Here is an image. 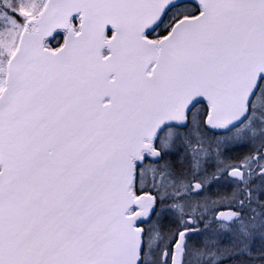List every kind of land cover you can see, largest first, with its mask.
I'll list each match as a JSON object with an SVG mask.
<instances>
[{
	"label": "snow or ice",
	"instance_id": "1",
	"mask_svg": "<svg viewBox=\"0 0 264 264\" xmlns=\"http://www.w3.org/2000/svg\"><path fill=\"white\" fill-rule=\"evenodd\" d=\"M0 264H264V0H0Z\"/></svg>",
	"mask_w": 264,
	"mask_h": 264
}]
</instances>
